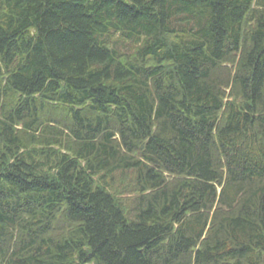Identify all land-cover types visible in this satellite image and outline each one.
Listing matches in <instances>:
<instances>
[{
	"label": "trees",
	"instance_id": "16d2710c",
	"mask_svg": "<svg viewBox=\"0 0 264 264\" xmlns=\"http://www.w3.org/2000/svg\"><path fill=\"white\" fill-rule=\"evenodd\" d=\"M0 264H264V0H0Z\"/></svg>",
	"mask_w": 264,
	"mask_h": 264
}]
</instances>
